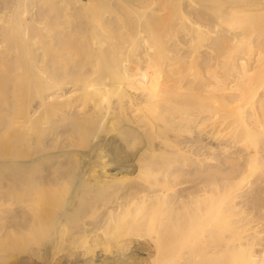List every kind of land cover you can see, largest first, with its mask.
<instances>
[{
    "label": "bare ground",
    "instance_id": "bare-ground-1",
    "mask_svg": "<svg viewBox=\"0 0 264 264\" xmlns=\"http://www.w3.org/2000/svg\"><path fill=\"white\" fill-rule=\"evenodd\" d=\"M133 243L264 264V0H0V264Z\"/></svg>",
    "mask_w": 264,
    "mask_h": 264
},
{
    "label": "rangeland",
    "instance_id": "rangeland-1",
    "mask_svg": "<svg viewBox=\"0 0 264 264\" xmlns=\"http://www.w3.org/2000/svg\"><path fill=\"white\" fill-rule=\"evenodd\" d=\"M132 250L135 253L136 257L138 258L137 262H133L132 264H146L148 262V257L150 253L149 250L137 249V245L134 243L131 245V251ZM82 263H83L82 261L79 262V264H82Z\"/></svg>",
    "mask_w": 264,
    "mask_h": 264
}]
</instances>
